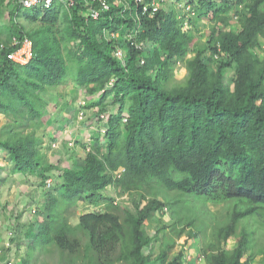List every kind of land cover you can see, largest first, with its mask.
Instances as JSON below:
<instances>
[{
    "label": "trees",
    "instance_id": "1",
    "mask_svg": "<svg viewBox=\"0 0 264 264\" xmlns=\"http://www.w3.org/2000/svg\"><path fill=\"white\" fill-rule=\"evenodd\" d=\"M6 1L0 0V10ZM106 1L109 9L97 20L81 16L79 3L49 9H25L19 0L6 4L12 8L8 34L0 39V115L6 120L0 150L13 173L46 190L40 220L25 239L34 248L53 244L66 261L83 249L88 264H182L181 253L170 257L174 241L165 236L167 228L177 238L186 230L194 238L212 227L205 264H253L257 255L264 264V247L254 241L258 231L244 221L258 218L264 231V0H176L189 11L164 4L153 15L125 0ZM203 19L210 28L202 43L191 27ZM106 32L118 37L107 39ZM14 38L32 42L25 66L6 58L17 49ZM118 48L123 61L114 56ZM180 63L187 78L170 88ZM68 80L99 95L83 108H96L97 117L109 106L116 111L107 115L104 150L96 136L91 152L72 167L45 166L37 132L48 125V96ZM110 188L137 194L135 213L117 207ZM197 201L230 204L226 221L206 224L205 211L184 205ZM79 203L105 209L72 224ZM167 209L173 222L158 221L161 228L149 234L156 213ZM160 234L161 250L153 256ZM230 238L235 247L221 249Z\"/></svg>",
    "mask_w": 264,
    "mask_h": 264
},
{
    "label": "rangeland",
    "instance_id": "2",
    "mask_svg": "<svg viewBox=\"0 0 264 264\" xmlns=\"http://www.w3.org/2000/svg\"><path fill=\"white\" fill-rule=\"evenodd\" d=\"M12 0H7L0 10V39L5 40L8 31V12L12 5H6ZM176 0H167L163 7L172 5ZM182 1L175 3L176 12L181 13L184 11ZM186 13V11H184ZM18 23L23 24L26 28L28 25L18 20ZM191 27L187 24L183 30ZM210 23L207 20H200L195 23L193 29L194 37L200 42H204L209 33ZM0 45H3L2 43ZM226 77L230 87H232L233 70L226 71ZM187 78V71L183 64L176 65L174 69V76L167 83L168 87H175L182 84ZM99 95H88L83 89L76 86L72 81L68 80L65 84L53 90L48 96L49 110L47 114L50 116L48 125L37 132V135L42 136V146L40 150L45 156V166L49 164H58L59 167H72L70 163V152L72 147L78 143L85 142L89 136L95 139L99 131L100 123L97 121V109H85L84 105L97 100ZM111 99H108L105 104L108 106ZM57 105V108L54 106ZM64 105H69L66 109L62 110ZM116 111V107L109 106L107 115ZM82 112L83 116L79 119V113ZM66 120V122H65ZM6 124L5 118L0 115V137L3 138V126ZM63 127V129H62ZM53 142L51 139H56ZM44 145V146H43ZM57 165V166H58ZM34 185L30 180H25L22 176L12 172V163L6 152L0 150V264H88L85 258L83 249L72 260H67L60 255L56 247L48 245L44 248H34L30 246V242L25 239L24 234L27 228L40 220L38 210L43 204L44 193L46 190L39 189L38 192L34 189ZM37 187V186H35ZM50 188V187H49ZM107 195L113 198L117 207L135 213L134 203L139 201L140 198L137 194H122L115 193L113 188L107 190ZM185 207L193 206L200 208L201 212H206V217L203 213H198V217H203L206 224L221 226L227 218L228 209L231 208L230 204L227 205H213L209 204L204 207L201 201L197 203H186ZM104 205L98 207L89 206L79 203L77 208L74 209L75 215L71 219V223L75 224L77 216L87 212L104 211ZM210 215L214 218L210 219ZM176 216H172L171 211L156 213L154 221L148 227L149 234H153L156 229L161 228L162 223H171ZM251 217V216H249ZM244 219L248 226H251L256 231L254 241H256L261 248L264 247V231L260 229L259 219ZM161 221V222H158ZM212 221V222H210ZM261 223V222H260ZM212 227L208 228L207 233L197 234L198 237L190 238L187 231L177 238L175 234H171V229L167 228V234L170 239L174 241V247L171 250L170 257L177 253L182 255V264H188V261H194L195 264H205V249L210 242H214L211 234ZM195 233V230H192ZM161 237H157L152 242L153 256L157 255L161 250ZM205 236V237H204ZM256 239V240H255ZM235 247V239L230 238L226 244H220V248L225 251H231ZM200 250V252H199ZM262 256L257 255L253 264H259ZM121 264V263H116Z\"/></svg>",
    "mask_w": 264,
    "mask_h": 264
},
{
    "label": "built area",
    "instance_id": "3",
    "mask_svg": "<svg viewBox=\"0 0 264 264\" xmlns=\"http://www.w3.org/2000/svg\"><path fill=\"white\" fill-rule=\"evenodd\" d=\"M127 3H132L136 8H139L142 15L149 14L153 15L155 14L166 2L167 0H151L150 2H147L146 0H125ZM172 2V0H170ZM19 3L21 4L22 8L25 9H31V8H41V9H49L53 5L61 4L66 8L74 7L77 3L80 4V6L84 9L82 12H80V15L85 18H90L92 20H97L99 18L100 13L103 10L109 9V4L106 0H50V3H47V0H36V3L27 6L25 5V0H19ZM118 5H123V0H117L116 2ZM47 5V6H46ZM97 5L96 7H94ZM183 8L184 6L181 5ZM128 4L125 5V9H128ZM190 7L184 8V11H189ZM106 38L112 39L117 38L118 34L113 32H106ZM134 35L128 34L126 35V40L129 42H132ZM12 47H17L16 50L8 52L6 54L7 60L19 65V66H25L29 63L30 59L32 58V42L28 38H24L22 40H16L15 38L12 40L11 43ZM138 48V46H136ZM4 49L3 45H0V51ZM114 56L123 61L124 58V51L120 48L116 49L114 52ZM144 61L141 59L139 61V65H143ZM83 116V113H79V119ZM98 124L100 123V128L97 133V136L99 137V145L104 150L106 147V140L105 135L107 132V115L100 114L97 117ZM123 122H126L124 119ZM94 143H89L85 149V152H91L92 145ZM123 172V169L118 170L115 175L116 177H119L121 173ZM50 183V180L47 181V184Z\"/></svg>",
    "mask_w": 264,
    "mask_h": 264
},
{
    "label": "crops",
    "instance_id": "4",
    "mask_svg": "<svg viewBox=\"0 0 264 264\" xmlns=\"http://www.w3.org/2000/svg\"><path fill=\"white\" fill-rule=\"evenodd\" d=\"M62 129H63V127H62ZM96 136H97V134H96ZM91 142L94 143L95 141H94L93 138H91V137L88 136L86 138L84 144L83 143H78L75 147H72V150L70 152V158H71L70 159V163H72L74 165V164H77L81 159H83L84 158V155H85V149H86L87 145L89 143H91ZM34 189H36L37 192L39 190L35 186H34Z\"/></svg>",
    "mask_w": 264,
    "mask_h": 264
},
{
    "label": "clouds",
    "instance_id": "5",
    "mask_svg": "<svg viewBox=\"0 0 264 264\" xmlns=\"http://www.w3.org/2000/svg\"><path fill=\"white\" fill-rule=\"evenodd\" d=\"M36 3V0H25V5H26V7L27 6H31V5H33V4H35ZM47 3H50V0H47ZM47 6V5H46Z\"/></svg>",
    "mask_w": 264,
    "mask_h": 264
}]
</instances>
